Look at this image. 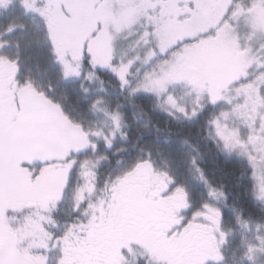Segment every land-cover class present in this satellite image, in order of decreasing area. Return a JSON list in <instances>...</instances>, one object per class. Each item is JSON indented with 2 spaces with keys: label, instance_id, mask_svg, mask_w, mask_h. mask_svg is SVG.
Segmentation results:
<instances>
[{
  "label": "snow or ice",
  "instance_id": "1",
  "mask_svg": "<svg viewBox=\"0 0 264 264\" xmlns=\"http://www.w3.org/2000/svg\"><path fill=\"white\" fill-rule=\"evenodd\" d=\"M0 264H264V0H0Z\"/></svg>",
  "mask_w": 264,
  "mask_h": 264
}]
</instances>
